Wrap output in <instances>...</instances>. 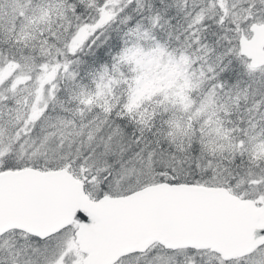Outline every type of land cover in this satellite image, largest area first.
I'll use <instances>...</instances> for the list:
<instances>
[{"label":"snow or ice","instance_id":"1","mask_svg":"<svg viewBox=\"0 0 264 264\" xmlns=\"http://www.w3.org/2000/svg\"><path fill=\"white\" fill-rule=\"evenodd\" d=\"M0 264H264V0H0Z\"/></svg>","mask_w":264,"mask_h":264}]
</instances>
